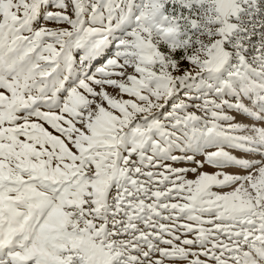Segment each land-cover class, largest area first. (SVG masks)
Masks as SVG:
<instances>
[{"label": "snow or ice", "instance_id": "obj_1", "mask_svg": "<svg viewBox=\"0 0 264 264\" xmlns=\"http://www.w3.org/2000/svg\"><path fill=\"white\" fill-rule=\"evenodd\" d=\"M0 264H264V0H0Z\"/></svg>", "mask_w": 264, "mask_h": 264}, {"label": "rangeland", "instance_id": "obj_2", "mask_svg": "<svg viewBox=\"0 0 264 264\" xmlns=\"http://www.w3.org/2000/svg\"><path fill=\"white\" fill-rule=\"evenodd\" d=\"M47 26L48 27H56V25H54V24H49ZM129 71H131V70H129ZM106 91H108L109 95H111L113 97H116V98H120L118 96V90H113L111 88H108V89H106ZM123 99H129V97L125 95V96H123ZM96 102L100 103L101 101L99 100V98H97ZM102 106L107 107L106 102H104L102 104ZM227 114L232 115V116L235 117L234 122H239V123H244V124H249L250 123V121L246 120L243 116L237 115L235 113H227ZM197 115H200V113H197ZM223 126L227 127V125H223ZM197 159H201V157H197ZM248 159L259 161L260 157L259 156H252V157H248ZM173 167H177V168H192V167H194V165H191V164H176V165H173ZM201 171L211 173V172H213L215 170L210 168L209 166L205 165V167L203 169H201ZM229 171H231V170H229ZM239 174L240 175H246L247 173L246 172H241ZM195 178H196V176L193 173H191V172H189L187 174V176L185 177V179H187V180H194ZM230 190L231 189H223L222 191H230ZM214 191H221V190L214 189Z\"/></svg>", "mask_w": 264, "mask_h": 264}]
</instances>
